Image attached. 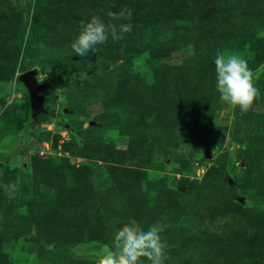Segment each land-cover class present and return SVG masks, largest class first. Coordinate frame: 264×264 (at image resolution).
<instances>
[{"label":"rangeland","instance_id":"374dc122","mask_svg":"<svg viewBox=\"0 0 264 264\" xmlns=\"http://www.w3.org/2000/svg\"><path fill=\"white\" fill-rule=\"evenodd\" d=\"M110 1L0 0V264H97L132 221L162 223L165 264H264V0H114L134 29L74 54ZM218 50L252 69L246 111L215 90Z\"/></svg>","mask_w":264,"mask_h":264},{"label":"clouds","instance_id":"9594fccd","mask_svg":"<svg viewBox=\"0 0 264 264\" xmlns=\"http://www.w3.org/2000/svg\"><path fill=\"white\" fill-rule=\"evenodd\" d=\"M131 8H121L118 12L108 11L103 15L92 14L82 20L80 31L71 44L74 54L85 57L97 45L105 43L109 37L113 41L121 39V34L131 31L128 23H115L132 17ZM215 73V90L232 106L246 111L259 98L260 91L254 83L252 69L247 59L234 51L218 50L212 61ZM41 83V82H40ZM16 189L9 185V191ZM160 221L144 226L135 221L117 234L113 245H103L98 251L97 264H165L166 243L161 233ZM51 248V245H49Z\"/></svg>","mask_w":264,"mask_h":264},{"label":"water","instance_id":"95a60500","mask_svg":"<svg viewBox=\"0 0 264 264\" xmlns=\"http://www.w3.org/2000/svg\"><path fill=\"white\" fill-rule=\"evenodd\" d=\"M19 80L24 83L28 92L30 107L34 114L45 112V98L42 91L45 89V85L40 83L37 79V70L30 69L20 74ZM206 156L211 157V151L208 147L206 150Z\"/></svg>","mask_w":264,"mask_h":264},{"label":"trees","instance_id":"16d2710c","mask_svg":"<svg viewBox=\"0 0 264 264\" xmlns=\"http://www.w3.org/2000/svg\"><path fill=\"white\" fill-rule=\"evenodd\" d=\"M114 1V0H113ZM113 1H110V2H105L104 3V6H105V10L108 12V11H113V12H118L119 10H120V8H124V6L123 5H118L117 6V9L115 10V7H114V5H113ZM107 3V4H106ZM139 9H142L143 11H144V7H139ZM145 10H147V8H145ZM101 11V10H100ZM188 19V18H187ZM199 19L201 20V21H206V20H208L209 19V16H204V17H199ZM125 23L126 22H128V20H123ZM1 23V22H0ZM132 25V24H131ZM132 29H134V26L132 25ZM131 48V51L133 52L132 54H134V53H136L137 52V47H135V46H131L130 47ZM126 50V49H125ZM151 53H154V52H151ZM212 59L211 58H209V59H207V61L208 62H210ZM226 183V182H225ZM227 185V184H226ZM232 210H230V211H225V208H223V210H221V211H219V212H217V213H211V215H212V217H217V216H220V218H218V219H220V221L223 223V221H224V219L225 218H227V217H229V212H231ZM227 213V214H226ZM210 216V215H209ZM228 219V218H227ZM209 232H210V234H212V235H214V236H219V234H221V232H220V224L217 222V221H214V222H212V224L210 225V227H209ZM169 235H171L172 236V239H174L175 237H176V235H177V233L175 232V231H171L170 233H169ZM206 235H208V234H206ZM197 236H201V234L198 232V234H197ZM183 237V236H182ZM181 239H183V238H181ZM184 240V239H183ZM184 241H188V240H184Z\"/></svg>","mask_w":264,"mask_h":264}]
</instances>
